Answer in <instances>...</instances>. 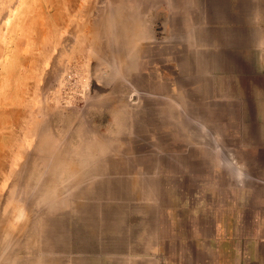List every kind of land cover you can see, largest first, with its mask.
<instances>
[{"label":"rangeland","instance_id":"1","mask_svg":"<svg viewBox=\"0 0 264 264\" xmlns=\"http://www.w3.org/2000/svg\"><path fill=\"white\" fill-rule=\"evenodd\" d=\"M263 13L264 0H0V264H264L255 165L230 163L248 176L235 179L206 130L182 148L162 132L163 114L212 105L181 94L178 43L205 51L212 29Z\"/></svg>","mask_w":264,"mask_h":264},{"label":"crops","instance_id":"2","mask_svg":"<svg viewBox=\"0 0 264 264\" xmlns=\"http://www.w3.org/2000/svg\"><path fill=\"white\" fill-rule=\"evenodd\" d=\"M183 10L189 8L185 6ZM181 26L186 28L182 33L184 36L193 34L192 23ZM217 34L225 37L218 44L213 38ZM233 36L242 38L233 39ZM188 44L181 40L177 45V74L186 78L184 83L191 86L187 94H181L212 95V105L199 107L200 103H192L188 104L187 113L182 114L179 109L176 113L169 111L163 114L168 117V128H163L162 132H177L167 146L179 140L177 148L197 146L191 142L199 141L206 130L210 133L212 147L220 148L224 153L212 163L224 165L226 173L231 172L235 179L248 176L240 177L242 173L236 168L228 170L230 163L255 165L256 179L264 180V26L248 27L236 33L227 29L217 33L212 29V44L209 43L205 51H196ZM236 45L241 47L239 52H235ZM181 108L184 111L185 105ZM186 122L192 123V129H185ZM202 123L210 126L208 129L201 127ZM171 125H176V128ZM185 132L189 133L187 137ZM176 162L181 160L178 158Z\"/></svg>","mask_w":264,"mask_h":264},{"label":"bare ground","instance_id":"3","mask_svg":"<svg viewBox=\"0 0 264 264\" xmlns=\"http://www.w3.org/2000/svg\"><path fill=\"white\" fill-rule=\"evenodd\" d=\"M231 167H232V166H231ZM231 167H230V168H231ZM233 167H234V166H233ZM238 176H239V175H238Z\"/></svg>","mask_w":264,"mask_h":264}]
</instances>
